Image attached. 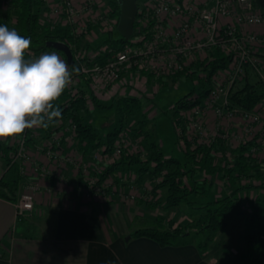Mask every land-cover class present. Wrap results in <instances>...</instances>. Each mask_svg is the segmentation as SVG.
Instances as JSON below:
<instances>
[{
  "label": "built area",
  "instance_id": "built-area-1",
  "mask_svg": "<svg viewBox=\"0 0 264 264\" xmlns=\"http://www.w3.org/2000/svg\"><path fill=\"white\" fill-rule=\"evenodd\" d=\"M55 1L53 5L45 3L42 21L65 28L77 38L89 33L97 37L99 33L92 34V31L100 24L104 33L113 32L118 26L119 21L109 17L111 9L101 11L100 0ZM143 4L139 8L141 16L137 17L138 26L132 43L124 49L115 50L109 45L98 49L74 46L73 56L79 71L73 73L72 83L65 89L72 96L88 99V106L93 111V97L106 101L127 95L138 96L141 87L148 88V77L143 72L157 78L158 82L150 84L158 87L161 80L168 81L187 69H194L198 63L221 51L231 62L212 76L208 97L181 112L185 126L178 129L179 135L193 141V150L199 145L212 146L223 140L229 158L233 157V149L255 140L251 152L258 157L264 148V99L251 110L234 107L231 106L230 91L248 69L256 71L264 83V35L248 29L264 25V7L257 0H148ZM41 54L43 52H32L30 58H38ZM64 61L69 65L66 57ZM212 119L214 123L219 121L217 129L211 126ZM224 120H228L226 125H223ZM44 132L43 127H33L17 138H0V143L9 148L10 164L19 167L24 175L28 165H32L37 176L47 178L52 169L36 156L43 153L49 163L73 166L86 179L88 197L118 193L111 188L110 179L100 183L101 168L93 169L92 173V164L84 155L78 157V127L73 120L60 119L49 135ZM130 135V128H126L112 154L104 155L99 150L95 156L112 164L128 147L134 153L138 148L144 150V154L141 140L132 135L135 146ZM37 138L39 142H36ZM62 176L63 173L58 175ZM28 185L30 191L21 194L15 202L19 220L32 216L36 209V194L41 190L38 182Z\"/></svg>",
  "mask_w": 264,
  "mask_h": 264
},
{
  "label": "trees",
  "instance_id": "trees-1",
  "mask_svg": "<svg viewBox=\"0 0 264 264\" xmlns=\"http://www.w3.org/2000/svg\"><path fill=\"white\" fill-rule=\"evenodd\" d=\"M140 1L138 3L139 8ZM257 1L260 6L264 7L263 0ZM8 3L6 9H0V25L6 24L9 29H16L20 35L26 38L30 37L31 44L26 53L28 58L32 52L55 51L57 54H64L49 47L48 44L51 42L65 43L70 46L73 52L75 51L74 46L76 48L81 46L82 39L71 35L69 30L54 26L51 22L42 21L44 0H8ZM110 9L112 15L119 21V0H110ZM140 16L141 13L139 12L138 18ZM137 26L136 23V29ZM113 32L109 33L112 34ZM131 43V40L128 41L121 35L118 39L110 37L99 46L89 45L88 48L98 49L103 45H109L115 50H121ZM230 62V57L221 51H217L211 59L198 63L194 69H187L173 77V81L176 82H179L182 77L193 81L197 80L201 86L199 92L193 89L181 98L174 107L173 124L179 142L183 141L184 144V161L175 157H167L164 154L159 142L152 138L147 129V119H145L139 121L137 127H129L131 134L141 140L145 153L143 154L138 148L134 155H127L122 160L108 165L101 174L100 183L110 179L119 170L132 172L137 168V182L141 184L148 175L155 177L166 172L153 192L158 193L159 188H166L168 191L167 205L170 208L188 203L198 215L195 221L197 231L193 232L186 229L187 227L177 225L173 219L167 221L165 218L158 217L151 221L143 218L140 221L141 228L131 234L133 238L148 237L164 247L195 244L202 251H208L213 242V235L227 228L236 218H243L246 226L247 252L257 264H264V198L257 196L250 199L248 206H246L243 203V198L239 196L240 190L264 189V160L258 159L251 152L255 140L233 149V157L229 158L226 154L228 149L223 140H219L212 146L199 145L193 150V141L187 138L183 139L178 132L179 128L185 126L181 112L208 97L212 89V76L220 69L227 68ZM73 67L78 69L77 63ZM142 74L147 75L150 83L159 81L152 74L146 72ZM161 82L166 84V81L161 80ZM83 92L85 93L84 90ZM263 99L264 84L261 81L257 83L246 81L243 87L235 89L234 86L230 91L231 106L234 107L251 110ZM93 103L95 107L101 109L115 107L121 113H128L131 116H134L136 112L143 111L144 107L141 97L134 95L119 97L117 100L113 99L110 105L93 97ZM54 104L59 106L61 117L54 119L49 127L44 128V135H49L51 129L60 119L73 120L78 127V141L82 155L85 156L99 150L103 151L104 155L112 154L117 140L126 129L123 125L110 130L106 136H103L93 122L87 120V117L92 113L88 106V99L84 96H72L66 89ZM217 153L222 155L218 156ZM0 154L7 165V171L0 181V196L16 202L21 189L20 179L18 177L7 178L12 165L8 158L9 148L4 147L1 143ZM216 175H220V179L225 183L236 186V189L214 201L198 203L192 200L193 194L207 197L212 192L215 182L211 178ZM250 178H254L255 181L247 184L245 180ZM110 191L112 189H109ZM151 206H156V204ZM193 234L196 236L203 235L206 238L205 240H194L190 238Z\"/></svg>",
  "mask_w": 264,
  "mask_h": 264
},
{
  "label": "crops",
  "instance_id": "crops-1",
  "mask_svg": "<svg viewBox=\"0 0 264 264\" xmlns=\"http://www.w3.org/2000/svg\"><path fill=\"white\" fill-rule=\"evenodd\" d=\"M248 29L264 35V25ZM43 162L50 164L44 158ZM6 171V161L0 156V181ZM14 176L7 174L8 179ZM81 178L73 166L65 167L62 177L34 175V182L41 185L36 194L37 217L19 220L15 201L0 196V264H236L235 258L232 262L221 259L211 248L202 251L195 244L164 247L148 237L133 238V232L127 235L136 218L156 219L123 203H95L85 196ZM20 181L25 186L26 175ZM79 193L82 199H77ZM97 205L113 207V214L99 218ZM120 213L127 218L122 220ZM238 258L237 264H243V257Z\"/></svg>",
  "mask_w": 264,
  "mask_h": 264
},
{
  "label": "rangeland",
  "instance_id": "rangeland-1",
  "mask_svg": "<svg viewBox=\"0 0 264 264\" xmlns=\"http://www.w3.org/2000/svg\"><path fill=\"white\" fill-rule=\"evenodd\" d=\"M50 0H47L45 3H50ZM51 4L55 3L56 1L53 0ZM148 0H141L140 5L143 6L144 2ZM101 4V11L110 9V0H100ZM9 3L8 0H0V9H6L8 7ZM103 13V12H102ZM109 17L115 20L116 18L111 14H109ZM86 21V20H85ZM89 25V31H90ZM101 26V24H100ZM100 26L95 27V29L92 31L93 33L98 32V36L96 37V34L91 35L89 33L88 35H83L80 37L82 41L80 42L82 47L89 46V43L93 46H99L100 44L104 43L106 40H108L110 37H113L115 39H118L121 36V33L119 30H115L112 34L110 33H104L101 32ZM102 27V26H101ZM93 29V26L91 27ZM95 38V39H94ZM91 39H94V42L91 41ZM91 45V44H90ZM46 52H52V51H46ZM63 60L65 58L64 54H58ZM249 81L251 83H257L262 82V78L260 75L252 70L248 69L244 77L238 81V83L235 86V89H239L244 86L245 82ZM141 83V82H140ZM158 87L154 86V84H150V81L147 82L146 89L140 88L141 92L138 96L141 97L143 102V111L136 112L134 116L129 115L128 113H121L117 108H105L101 109L99 107H95L92 111L91 115L87 117L88 121H92L95 127L98 131L102 133L103 136H106L110 130H113L116 127H119L121 125L124 126V128H135L139 125V121L147 119V129L150 131L151 136L154 140L158 141L161 145V148L164 152V154L167 157H175L180 159L181 161L185 160V153H184V144L183 141L179 142V137L177 135V132L175 130L174 124H173V118H174V107L177 104V102L183 98L185 95H187L189 92H191L193 89L196 90V92H199L201 89V86L197 80H191L187 79L186 77H182L179 82L173 81V78L166 81V84L163 82L158 83ZM264 84V83H263ZM143 90V91H142ZM116 98L115 100H117ZM106 104L110 105L112 100L102 101ZM214 119L211 120V126L214 127L213 129H217V122L214 123ZM228 120L223 121V125L227 124ZM132 138H130V141H132L135 146L136 142L133 141V136L130 135ZM136 138V137H135ZM36 142H39V138H37ZM131 146V144H130ZM132 147V146H131ZM136 149V147L134 148ZM72 151V149H70ZM68 150V151H70ZM144 152V150L142 151ZM71 153V152H70ZM135 153L131 148H126L124 150L123 156L116 161H120L123 159V157L127 155H134ZM39 159H43L45 156L43 153H38L36 155ZM81 155L78 154V157ZM143 157V156H142ZM258 159L264 160V148L259 151L258 153ZM87 162L91 163L92 173L93 169L101 168L104 170L107 168V165H110L111 163H108V161H105L101 159L100 157H96L95 154H92L91 156H88L85 158ZM221 161V160H220ZM115 162V161H114ZM112 165V164H111ZM67 167V165H61L60 163L53 164L50 162L48 165L49 169H52L49 176L53 174L54 177H58V175H62L64 168ZM137 169V168H136ZM131 171H125V170H119L116 174H113L110 177V180L112 181L113 185L111 188H114L117 190L118 193L116 195H113L110 193L106 197L102 194H97L94 197L90 198V200L93 199L95 203H103L108 204L111 202H118L123 203L124 205H128L132 208V210H140L141 212L145 213L147 216L152 217L154 219H157L158 217L165 218L167 221L169 220H175L177 225L184 226L186 229H190L193 232L197 231V228L195 227V221L198 218V215L194 212L191 208V206L188 203H183L178 207L170 208L167 205V197H168V191L166 188H159L157 191L158 193H154L155 188L158 183H160L164 176L166 175L161 174L159 176H146L144 182L138 183V172L137 170ZM62 170V172H61ZM10 173H14V177H18V179H21L22 176H24V172L19 169L17 166H11ZM8 172V173H9ZM26 174V185H21L20 194L24 192H29L30 187L28 183L34 182V175L36 173L34 172V167L32 165H28V167L25 170ZM31 174L33 176H31ZM221 175V174H220ZM220 175H216L215 177L211 178L215 182V186L212 190V192L207 197H201V195L193 194L191 196L192 200L197 201L198 203L207 202V201H214L218 198H221L225 195H228L232 193L236 186L230 185L231 183L227 184L225 181L220 179ZM28 176V177H27ZM201 177V176H198ZM82 180L85 182L86 179L82 177ZM161 180V181H160ZM255 181L254 178L246 179L245 182L253 183ZM21 184V181H20ZM85 196L87 197V193H85ZM239 196L243 198V203L248 206L249 200L254 199L257 196L264 198V189H245L239 191ZM84 197L83 193H79L77 199H82ZM156 204V206H151L152 204ZM138 207V208H137ZM142 207V208H139ZM113 207L105 206V208L101 207L100 205L96 206L95 214L99 218L107 217L108 215L113 214L111 213ZM34 213V212H33ZM32 216L37 217L36 212ZM39 215V214H38ZM44 215V214H42ZM31 216V218H32ZM119 217H121L122 220L127 218L126 213H120ZM130 219H128L129 221ZM127 221V222H128ZM140 219L138 217V220L133 221L132 225L129 228V231L127 235H130L132 232L136 231L137 229L141 228ZM264 226V222H263ZM245 221L243 218H236L227 228L220 230L218 233L213 235V242L211 244V249H214V251L217 253L218 257L221 259L228 258L230 262L233 261L235 258V263L241 261L238 257H243L242 261L243 264H257L254 261V258L250 256L247 252V244H246V235H245ZM194 240H205V236H196V234L192 235L190 237ZM240 260V261H238Z\"/></svg>",
  "mask_w": 264,
  "mask_h": 264
},
{
  "label": "clouds",
  "instance_id": "clouds-1",
  "mask_svg": "<svg viewBox=\"0 0 264 264\" xmlns=\"http://www.w3.org/2000/svg\"><path fill=\"white\" fill-rule=\"evenodd\" d=\"M31 39L0 25V138H17L26 129L49 127L61 117L55 101L79 69L55 51L28 58Z\"/></svg>",
  "mask_w": 264,
  "mask_h": 264
},
{
  "label": "water",
  "instance_id": "water-1",
  "mask_svg": "<svg viewBox=\"0 0 264 264\" xmlns=\"http://www.w3.org/2000/svg\"><path fill=\"white\" fill-rule=\"evenodd\" d=\"M139 1L140 0H119L120 18L117 29L119 30L121 35L128 41L132 39L136 30L135 25L139 14ZM48 45L51 48L63 52L70 66H73L75 64L73 51L69 45L62 42H51ZM130 238V236L127 237V240H129Z\"/></svg>",
  "mask_w": 264,
  "mask_h": 264
}]
</instances>
